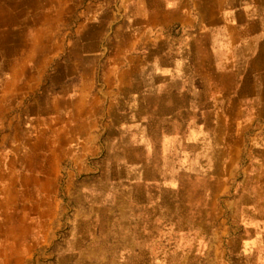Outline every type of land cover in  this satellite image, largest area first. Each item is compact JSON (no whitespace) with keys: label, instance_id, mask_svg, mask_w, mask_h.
Masks as SVG:
<instances>
[{"label":"crops","instance_id":"1","mask_svg":"<svg viewBox=\"0 0 264 264\" xmlns=\"http://www.w3.org/2000/svg\"><path fill=\"white\" fill-rule=\"evenodd\" d=\"M186 96L222 138L264 119V0H0V264L60 259L64 166L101 121Z\"/></svg>","mask_w":264,"mask_h":264},{"label":"rangeland","instance_id":"2","mask_svg":"<svg viewBox=\"0 0 264 264\" xmlns=\"http://www.w3.org/2000/svg\"><path fill=\"white\" fill-rule=\"evenodd\" d=\"M187 98L101 121L99 154L65 163L48 264H264V119L222 138Z\"/></svg>","mask_w":264,"mask_h":264}]
</instances>
